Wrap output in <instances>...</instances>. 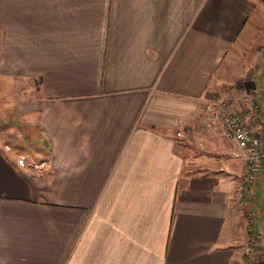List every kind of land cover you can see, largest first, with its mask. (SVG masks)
<instances>
[{"label": "crops", "instance_id": "1", "mask_svg": "<svg viewBox=\"0 0 264 264\" xmlns=\"http://www.w3.org/2000/svg\"><path fill=\"white\" fill-rule=\"evenodd\" d=\"M2 9L0 264L264 262L249 205L264 165L246 181L242 150L200 124L219 95L264 140L259 0Z\"/></svg>", "mask_w": 264, "mask_h": 264}, {"label": "built area", "instance_id": "2", "mask_svg": "<svg viewBox=\"0 0 264 264\" xmlns=\"http://www.w3.org/2000/svg\"><path fill=\"white\" fill-rule=\"evenodd\" d=\"M200 124L207 129L220 127L223 134L242 150L246 181L253 182L261 176L264 140L257 131L256 114L253 110L235 109L228 98L213 96L204 102ZM17 162L23 164L24 157L20 156Z\"/></svg>", "mask_w": 264, "mask_h": 264}, {"label": "rangeland", "instance_id": "3", "mask_svg": "<svg viewBox=\"0 0 264 264\" xmlns=\"http://www.w3.org/2000/svg\"><path fill=\"white\" fill-rule=\"evenodd\" d=\"M259 5L261 7L260 10V28L261 31L263 32V37L261 39V43H263V47H264V0H259ZM3 0H0V60L2 59V32H3ZM264 54V51H263ZM249 55V50L244 52V51H236L235 55H233L232 61H233V65L237 66L239 64H243L244 63V58H246ZM264 79V73L259 76V80ZM1 80V77H0ZM0 87L2 89L3 87V81H0ZM258 104H256L257 106ZM250 201V206L252 207V214L251 216L257 220V226L260 227V225L262 224L264 226V187L262 186L261 189L259 191L256 192L255 197ZM252 218V219H253ZM255 220V221H256ZM253 237V235H251ZM258 248L255 254H251L250 255V259L254 260V259H262L264 258V227L263 230L261 231V233L259 234L258 237ZM260 248V249H259Z\"/></svg>", "mask_w": 264, "mask_h": 264}, {"label": "trees", "instance_id": "4", "mask_svg": "<svg viewBox=\"0 0 264 264\" xmlns=\"http://www.w3.org/2000/svg\"><path fill=\"white\" fill-rule=\"evenodd\" d=\"M249 230H250L249 233H250L251 235H253V230H252V228H250V226H249Z\"/></svg>", "mask_w": 264, "mask_h": 264}, {"label": "water", "instance_id": "5", "mask_svg": "<svg viewBox=\"0 0 264 264\" xmlns=\"http://www.w3.org/2000/svg\"><path fill=\"white\" fill-rule=\"evenodd\" d=\"M253 264H264V262H261V263H253Z\"/></svg>", "mask_w": 264, "mask_h": 264}]
</instances>
